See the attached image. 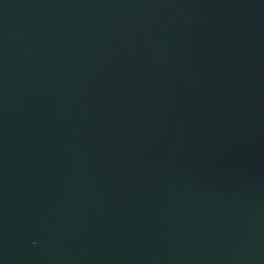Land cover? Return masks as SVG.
Segmentation results:
<instances>
[{
    "label": "water",
    "instance_id": "obj_1",
    "mask_svg": "<svg viewBox=\"0 0 264 264\" xmlns=\"http://www.w3.org/2000/svg\"><path fill=\"white\" fill-rule=\"evenodd\" d=\"M0 264H264V0H0Z\"/></svg>",
    "mask_w": 264,
    "mask_h": 264
}]
</instances>
